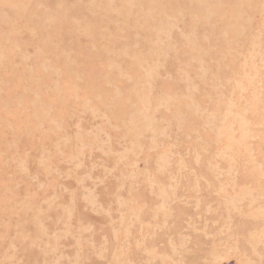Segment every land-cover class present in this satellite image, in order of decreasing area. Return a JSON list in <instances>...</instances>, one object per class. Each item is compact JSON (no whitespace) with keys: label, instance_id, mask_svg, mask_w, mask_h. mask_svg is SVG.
I'll list each match as a JSON object with an SVG mask.
<instances>
[{"label":"rangeland","instance_id":"obj_1","mask_svg":"<svg viewBox=\"0 0 264 264\" xmlns=\"http://www.w3.org/2000/svg\"><path fill=\"white\" fill-rule=\"evenodd\" d=\"M0 264H264V0H0Z\"/></svg>","mask_w":264,"mask_h":264}]
</instances>
